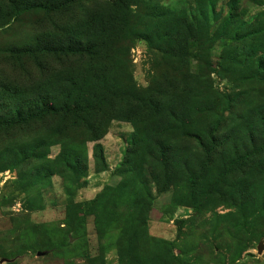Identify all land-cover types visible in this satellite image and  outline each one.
<instances>
[{"label":"rangeland","instance_id":"rangeland-1","mask_svg":"<svg viewBox=\"0 0 264 264\" xmlns=\"http://www.w3.org/2000/svg\"><path fill=\"white\" fill-rule=\"evenodd\" d=\"M0 264H264V0H0Z\"/></svg>","mask_w":264,"mask_h":264},{"label":"trees","instance_id":"trees-1","mask_svg":"<svg viewBox=\"0 0 264 264\" xmlns=\"http://www.w3.org/2000/svg\"><path fill=\"white\" fill-rule=\"evenodd\" d=\"M198 12H199V15L202 16V17H204L206 15V14L203 13L202 10L201 11H198Z\"/></svg>","mask_w":264,"mask_h":264}]
</instances>
